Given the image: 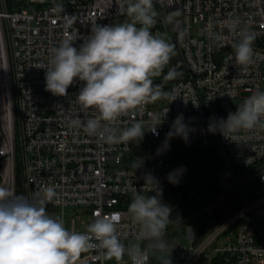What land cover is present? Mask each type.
I'll return each mask as SVG.
<instances>
[{
    "label": "built area",
    "instance_id": "built-area-1",
    "mask_svg": "<svg viewBox=\"0 0 264 264\" xmlns=\"http://www.w3.org/2000/svg\"><path fill=\"white\" fill-rule=\"evenodd\" d=\"M7 1L0 0V187L15 196L19 179L29 202L52 188L55 196L46 211L62 217L70 231L85 232L97 214L115 216L121 242L126 248L139 244L147 264L161 256L171 264H264V119L252 129L236 131L220 123L254 92H264V0H153L158 15L151 32L174 45L170 66L153 80L164 95L121 116L112 127L122 131L140 122L156 126L159 133L153 135L146 127L140 139H160L168 122L181 117L185 129L177 124V142L215 146L227 179L209 204L190 211V217L206 216L205 233L196 236L191 227L181 237L166 229L162 239L168 247L163 252L149 247L151 242L128 212L136 195L157 188L151 180L145 183L146 178L158 182L142 157L135 156L132 163L134 140L108 143L99 133L88 135L71 124L97 115L76 102L83 82H74L62 97L34 89L45 85L52 49L63 39L75 35L74 46L79 47L96 24L115 25L126 16L127 4L134 0H47L30 10L14 8L23 0L12 6ZM170 13H175L171 23L166 21ZM229 18L241 22L235 31L226 26ZM241 28L255 34L254 62L247 67L235 61L233 45L240 40ZM178 59L183 74L165 79ZM227 199L236 202V208L218 218L216 211ZM69 210L87 217L78 225L71 218L68 226ZM121 263L132 264L127 252ZM77 264L117 261L93 248L82 253Z\"/></svg>",
    "mask_w": 264,
    "mask_h": 264
},
{
    "label": "clouds",
    "instance_id": "clouds-1",
    "mask_svg": "<svg viewBox=\"0 0 264 264\" xmlns=\"http://www.w3.org/2000/svg\"><path fill=\"white\" fill-rule=\"evenodd\" d=\"M125 12L129 21L116 25L96 24L79 47L74 46L77 36L63 39L52 49L45 71L46 91L54 96H66L74 82H83L76 102L84 110L94 109L97 115L85 121L73 120L71 124L83 127L88 135L99 133L112 144L143 138L146 127L153 135H159L156 126L140 122L122 131L112 125L121 116L164 95L159 85H153V77L163 72L174 54L173 44L151 32L158 15L153 0L129 2ZM174 16L175 13H170L166 21L171 23ZM225 23L235 31L241 22L238 18H229ZM254 40V33L247 28L240 29V40L233 45L238 65L247 67L254 62ZM36 68L44 69L43 66ZM178 75L175 69H170L165 79ZM262 119L264 92L257 90L220 123L236 131L252 129ZM177 124L185 129L181 117L174 122ZM168 179L171 183L177 182L174 173H170ZM149 180L158 188L155 178L147 177L145 183ZM43 191L44 196L29 202L26 197L14 196L9 189L0 187V264H77L81 254L93 248L103 249L106 257L115 259L117 264L126 252L132 264H147L146 251L139 244L126 248L121 242L115 216L97 214L85 232L70 231L62 217H53L46 211V204L55 196L54 190L45 188ZM160 197L159 189L158 195L138 194L128 212L141 226L143 237L151 242L149 247L163 252L168 247L162 238L170 222L171 208L162 203ZM162 264H171V260L162 259Z\"/></svg>",
    "mask_w": 264,
    "mask_h": 264
},
{
    "label": "trees",
    "instance_id": "trees-1",
    "mask_svg": "<svg viewBox=\"0 0 264 264\" xmlns=\"http://www.w3.org/2000/svg\"><path fill=\"white\" fill-rule=\"evenodd\" d=\"M8 1L11 5V0ZM34 3L43 6L47 4V1L39 0ZM120 23L117 21L115 25ZM173 69L179 73L178 76L183 74V66L180 59L177 60ZM167 73L165 76H167ZM153 85L155 86L156 84L153 82ZM135 156L142 157L146 163L145 168L158 178V188L147 194L146 197L158 195L159 189L161 202L170 208L179 209L170 218L166 229L172 225L173 220L176 222L181 221L182 218L190 215L191 210L209 204L227 183V179L224 176L223 159L215 146H183L177 141L148 143L144 139L137 138L132 142L130 154L132 163H135ZM170 173L176 175V183L169 182ZM20 184L19 179H17L16 195L22 196L23 192ZM236 205V202L227 199L224 202V207L216 211L218 218H222L233 211ZM192 229L196 236L205 233L206 216L204 214L197 213L193 216Z\"/></svg>",
    "mask_w": 264,
    "mask_h": 264
},
{
    "label": "rangeland",
    "instance_id": "rangeland-1",
    "mask_svg": "<svg viewBox=\"0 0 264 264\" xmlns=\"http://www.w3.org/2000/svg\"><path fill=\"white\" fill-rule=\"evenodd\" d=\"M32 1V2H31ZM39 0H25V1H19L16 3L17 6H15L14 8H18V7H21V8H27V9H31L33 7V5H37L39 6L38 4L34 3V2H38ZM45 1V0H43ZM47 1V0H46ZM8 2V6H12L13 2H15V0H11V5ZM130 18L126 16L122 17L121 19L118 20V22H125V21H129ZM171 64V59L168 63V65L166 66V68L168 66H170ZM155 79L153 80H158L159 77H153ZM35 90H39V91H46V87L45 85H42V84H38L34 87ZM161 98V97H160ZM159 98V99H160ZM170 133V135H169ZM145 141H147L148 143H155V142H158V143H170V142H175L177 141V125H174V122H168V124L166 125V132L165 134L160 138V139H151V138H146L144 139ZM130 156V154H129ZM17 169L19 170L20 167L19 165L17 166ZM140 195H143L146 197V195L144 194H140ZM23 196V195H22ZM224 207V205L222 206V208ZM49 210H53V209H49ZM87 216L85 215H77L75 213V211L73 210H69L66 214H65V220H66V223L67 225L69 226L70 224V221H71V218H74L77 225L79 224L80 220L81 219H84L86 218ZM174 222H172V225L168 228V233L170 234H176V235H179L181 237H184L186 232H190L191 230V227H193V217H190L189 215H187L186 217L182 218L181 220V224L178 225L177 227H175V223L176 221L173 220ZM180 227V228H179ZM163 257V256H161ZM161 257H156V258H153V261L151 264H161ZM121 264H127V263H121Z\"/></svg>",
    "mask_w": 264,
    "mask_h": 264
},
{
    "label": "water",
    "instance_id": "water-1",
    "mask_svg": "<svg viewBox=\"0 0 264 264\" xmlns=\"http://www.w3.org/2000/svg\"><path fill=\"white\" fill-rule=\"evenodd\" d=\"M178 211H179V209H177V208H171V214H170L169 218H172Z\"/></svg>",
    "mask_w": 264,
    "mask_h": 264
}]
</instances>
